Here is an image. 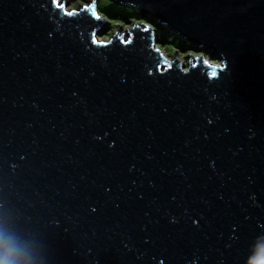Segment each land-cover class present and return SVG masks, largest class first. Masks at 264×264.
<instances>
[{
  "label": "water",
  "instance_id": "obj_1",
  "mask_svg": "<svg viewBox=\"0 0 264 264\" xmlns=\"http://www.w3.org/2000/svg\"><path fill=\"white\" fill-rule=\"evenodd\" d=\"M98 1L0 0V259L264 264V0Z\"/></svg>",
  "mask_w": 264,
  "mask_h": 264
},
{
  "label": "trees",
  "instance_id": "obj_2",
  "mask_svg": "<svg viewBox=\"0 0 264 264\" xmlns=\"http://www.w3.org/2000/svg\"><path fill=\"white\" fill-rule=\"evenodd\" d=\"M103 4L97 6V11L100 14L101 17H103L106 21V27L109 26V24H123L129 22H144L152 27H154L158 32V40L160 41L161 45L165 44V41H168L170 38V32L168 29H162L160 25H158L153 19L149 17H141L137 14V12L129 7L120 6L116 3H113L109 0H102ZM108 25V26H107ZM170 49H177L182 52H189L191 51V47L186 45L181 40H175L171 45H169Z\"/></svg>",
  "mask_w": 264,
  "mask_h": 264
},
{
  "label": "rangeland",
  "instance_id": "obj_3",
  "mask_svg": "<svg viewBox=\"0 0 264 264\" xmlns=\"http://www.w3.org/2000/svg\"><path fill=\"white\" fill-rule=\"evenodd\" d=\"M63 1L64 2H67V4H68L67 10L73 11V10H79L83 6H87L89 4H92V1L93 0H61V3H63ZM101 4H103V1L102 0H99L97 6H99ZM141 23H144V22H141ZM133 24H136L137 25V24H139V22H129V23H126L125 25H123V24H109V26L107 25L108 27H106V24H105L104 27L102 26V29H101V32H100L101 35H100L99 39L102 42H107L111 38V36L114 33L117 32L118 27L122 26L121 32L124 34L126 28L131 27ZM145 24H147V23H145ZM160 27L162 29H168L167 26H160ZM168 31L171 33L170 34V38H173V39H171V40L168 39V41H165V44L164 45H161L160 44V41L158 40V42H157L158 43V46H159L158 48L162 51V53L164 54V56L167 57L169 60H173L175 58H178L184 64H187L188 61L185 58L187 57V54L193 52V50H191V51H189L187 53V52L179 51L177 49H170L169 48L170 47L169 45H171L175 40H181V39L178 38L169 29H168ZM185 44L189 46V44H187V43H185ZM196 54H202V53H196ZM214 62L215 63H218L219 61L218 62L217 61H214Z\"/></svg>",
  "mask_w": 264,
  "mask_h": 264
},
{
  "label": "clouds",
  "instance_id": "obj_4",
  "mask_svg": "<svg viewBox=\"0 0 264 264\" xmlns=\"http://www.w3.org/2000/svg\"><path fill=\"white\" fill-rule=\"evenodd\" d=\"M0 264H11V261L9 260L8 255H6L4 258L0 259Z\"/></svg>",
  "mask_w": 264,
  "mask_h": 264
}]
</instances>
